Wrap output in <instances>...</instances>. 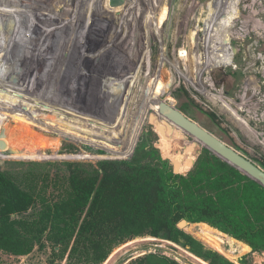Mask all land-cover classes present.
<instances>
[{"label":"rangeland","instance_id":"rangeland-1","mask_svg":"<svg viewBox=\"0 0 264 264\" xmlns=\"http://www.w3.org/2000/svg\"><path fill=\"white\" fill-rule=\"evenodd\" d=\"M52 1L54 0L27 1L26 11L44 12L48 7H52L60 14L67 7H71L68 2L64 4L62 0ZM142 1L145 7L146 3ZM23 3L24 0H0V28L3 29L1 36L15 33V37L19 39L33 35V38L42 41L54 39L83 44L86 43L85 40L73 36L85 37L91 35L90 33L93 34L90 27L73 28L67 32L69 34L48 32L47 29L63 31L62 18L58 17L61 24L53 26L47 20L50 17L40 19L26 15V11L21 12L23 6L22 9L19 8ZM162 3H167L169 9L168 18L162 26L165 53L169 60L176 58L179 69L186 73L187 77L183 75L179 77L170 65L164 66L167 71L165 74L162 67L166 62L161 61L154 66L159 59L160 50V40L156 35L153 36L154 39L149 35L136 36L135 40L129 36H122L120 39L127 42L120 43L132 45L131 49L150 45L146 56H152V68L135 73L145 86H150L145 89L147 96L155 104L160 99L171 103L169 98H173L176 108L264 170V0H166ZM238 7L240 16L236 14ZM17 8L19 10H16ZM10 19L16 22L8 21ZM28 19L38 22L39 27L44 30L24 27ZM17 22L23 27L17 26ZM106 27L100 32L103 38L114 35L106 31ZM236 30L239 33H236ZM149 31L151 32V28ZM2 38L0 37V56L4 59L15 56L55 61L60 57H67L89 61L86 65L79 62L78 71L68 76L71 80L75 79V82L80 80L77 96L81 98L82 94L89 98L97 95L99 88L107 83L109 75L102 74L106 71H112L116 80L119 77L123 78L121 74L114 73V66L105 64L97 57L95 51L87 47H33L26 41L16 42ZM2 61L0 59V67ZM31 63L37 71V64L34 61ZM169 76L176 77L175 81L169 79ZM123 85L126 87L124 83ZM219 96L222 99H219ZM235 113L242 117L254 133L236 118ZM156 116H158L156 112L150 109L146 111L142 122L149 120L146 121L131 156L128 158L103 156L95 159L89 152L96 155L105 153L88 146H79L73 135L64 134L53 112L42 102L39 94L34 93L16 102L0 106V140L5 144L4 147H0V157L6 158L0 159V168L12 174L22 188H26L27 185L36 186L38 191L44 193L50 201H54L64 193L70 170L75 166L95 171L99 162L104 160L153 165H162L166 162V166L175 174L187 175L195 169L198 159L203 158L206 163H215V156L218 160L224 161L204 146L197 144L192 137L185 135V132H178L168 122ZM55 146L58 151L51 153ZM61 155L64 159H61ZM189 161V167L179 170L181 163ZM36 210L37 207H34L27 214ZM181 230L187 233L184 228ZM146 236L152 237L143 235L131 240ZM158 239V241L133 243L122 251L114 264H138L140 258L150 253L174 260L178 264H201L187 252L208 263L204 257L185 249L180 244L174 242L178 245L175 246L166 242L171 240ZM197 241L201 244L202 254L214 250ZM127 242L115 246L113 250ZM226 247H229V244H226ZM143 251L144 253L141 254ZM51 253L52 245L43 241L42 245H36L27 255L15 256L0 251V264H70L66 258L53 257ZM219 255L230 261L222 254ZM233 263L264 264V256L258 252H249L239 256L237 263Z\"/></svg>","mask_w":264,"mask_h":264},{"label":"trees","instance_id":"trees-1","mask_svg":"<svg viewBox=\"0 0 264 264\" xmlns=\"http://www.w3.org/2000/svg\"><path fill=\"white\" fill-rule=\"evenodd\" d=\"M0 59V106L39 94L64 134L73 135L79 146L105 153L87 151L95 159L131 156L149 120L142 122L146 111L158 114V102L150 103L146 92L141 96L126 89L112 71L102 73L109 75L107 83L99 86L94 99L82 92V98L78 97L80 80L68 76L78 71L79 62L88 64L84 59ZM31 61L37 64V71ZM56 150L55 146L51 153ZM214 160L206 163L198 159L187 175L175 174L166 162L104 160L95 171L75 166L64 193L54 201L36 186L22 188L12 174L0 168V251L27 255L47 241L53 257L66 258L70 264H101L115 246L151 235L180 244L210 264H234L213 249L202 254L196 238L177 227L179 221L186 220L207 223L264 256V186L225 161L215 156ZM181 165L179 170H184L190 161ZM34 207L37 210L27 214ZM157 263L178 264L153 253L138 260V264Z\"/></svg>","mask_w":264,"mask_h":264},{"label":"bare ground","instance_id":"bare-ground-1","mask_svg":"<svg viewBox=\"0 0 264 264\" xmlns=\"http://www.w3.org/2000/svg\"><path fill=\"white\" fill-rule=\"evenodd\" d=\"M27 1H33V0H24V3L19 8V9H22V6H23V9L21 10V12L22 11L25 12L26 10H28ZM54 1L58 2V0H54ZM144 1L146 3L145 7H143L142 5L143 4L142 0L141 1L140 0H125L124 3L119 6H111L109 3V0H62L64 4L68 2V5L70 4L71 7H67L66 10L64 9L65 11L64 10L61 11L60 14L61 13L63 14L61 16L60 14H58L59 11L52 9V7H48L44 12H41V11L34 12L32 10H30L31 12L26 11L27 12L26 15H33L40 19L50 17L47 20L50 24H53V26H57L58 24H61V21L58 20V17H61L62 18L61 20L64 21V22L62 21L63 31L55 30V29H47L48 32L69 34L67 32L71 31V29L73 28L81 29V28L90 27V29L93 31V34L90 33L91 35L89 36L84 37L83 35H75V36L72 35L76 39L85 40L86 43L84 42L83 44H80V43L73 44L70 42H62L60 40L56 41L54 39L42 41V40H37L33 38V35H28L27 37L23 39H19L18 37H15V33L12 35H6V36L0 35V37H3L5 40H12L16 42L26 41L27 43H29V45H32L33 47L35 46H38V47H49V46L87 47L88 49L95 51L97 54V57L101 58L100 60H102L105 64L111 67L114 66V71L117 74L119 75L121 74V76H123L122 79L120 77L119 82L121 84L124 83L126 85V89L134 93H137L141 96H146V94L144 93L146 92L145 89H148L150 86H147V85L145 86L142 80L139 77H136L135 73L138 71H143V70L148 71L152 68V64H153L151 60L152 56H148V57L146 56V54L148 53L147 51L150 48V45H144V46L141 45V47L145 49H142V48L135 49L136 47H132L133 49H131L130 47L132 45L120 43V42H127L124 39H120L122 36H129L135 40L136 36L147 37L149 35V36H152L151 39H154L153 36L156 35L158 39L160 40V50H159V59L156 60L154 66L161 61L166 62L163 64V67H162L165 74L167 73V71L164 66L167 64V65L172 66L171 68L175 69L174 71L179 75V77L180 75L187 77V75L186 73H183L179 69L177 62H176L177 61L176 58H173V60H169L168 56L165 53V46L163 44V36H162V26L168 18L169 9H168V4L162 3V2L166 0H148V1L144 0ZM19 9L17 8L16 10H19ZM16 10H14V12ZM72 14L76 16L75 17L70 16ZM236 14L240 16L239 7H238V12H236ZM230 15L231 13L229 12L228 16L230 17ZM120 18L122 19L121 21H120ZM70 19H73V20H70ZM13 20L14 19H10L8 21L15 23L16 20L15 21ZM114 24L116 26H114ZM16 25L19 27H23V25L18 22L16 23ZM130 25H133V27L131 28ZM24 27H28L30 29H33V30L35 29L39 31L44 30L39 27L38 22L32 19H28L26 26ZM104 27H106V31H110L114 35L110 36L108 32L109 37L108 36L106 38L101 37L100 32L102 28L105 30ZM149 28H151V32L149 31ZM2 32H3V29L0 28V34ZM4 33L6 34V32ZM139 50L141 51L139 52ZM169 79H173V82H174L176 77L169 76ZM199 91L201 90L199 89ZM147 99L150 103L154 102L149 97H147ZM219 99H222V97L219 96ZM169 100L171 101L170 104L174 105L175 101L173 100V98L170 97ZM157 111H158V108H157ZM158 114L160 113L158 112ZM235 116L245 127L248 128V126L245 124L244 120L239 114L235 113ZM165 119L168 120L167 118ZM169 122L172 123L171 121ZM175 126L178 127L177 125ZM182 131L184 132V130ZM250 131L253 132L252 130ZM198 143L202 145L200 142ZM183 227H184V230L188 234L192 235L194 238L201 241L205 245L212 247L216 252H218L219 254H222L223 256H225L227 259H229L232 262L237 263V258L239 256L251 252V248L248 245H245L237 240H234L228 236H225L223 233L215 229H212L208 225L190 224L188 222L184 224ZM158 240H159L158 238L150 237V236H146L143 238H137L135 240H130L129 242L123 244L119 248H116L115 250H113V252L109 255V257L102 264H114L116 260L118 259V257L121 255L122 251L126 247L132 245L133 243H138L142 241H158ZM166 242L173 244L175 246H178L172 241H166ZM226 244H229V247H226ZM143 253L144 251L141 252V254ZM187 253L190 254V256H192L193 258H195L199 263L209 264V263L203 262V260H201L197 256L189 252Z\"/></svg>","mask_w":264,"mask_h":264},{"label":"water","instance_id":"water-1","mask_svg":"<svg viewBox=\"0 0 264 264\" xmlns=\"http://www.w3.org/2000/svg\"><path fill=\"white\" fill-rule=\"evenodd\" d=\"M124 1L125 0H109V3L111 6H119L123 4ZM158 112L232 167L264 186V170L227 145L198 122L192 120L174 105L166 102V100L160 99ZM4 145V142L0 140V147H4ZM186 223H188L186 220H181L177 223V227L183 229Z\"/></svg>","mask_w":264,"mask_h":264},{"label":"built area","instance_id":"built-area-1","mask_svg":"<svg viewBox=\"0 0 264 264\" xmlns=\"http://www.w3.org/2000/svg\"><path fill=\"white\" fill-rule=\"evenodd\" d=\"M236 33H239V31L238 30H236ZM183 47H185V46H183ZM186 48V47H185ZM165 49H166V47H165ZM167 65V64H166Z\"/></svg>","mask_w":264,"mask_h":264}]
</instances>
